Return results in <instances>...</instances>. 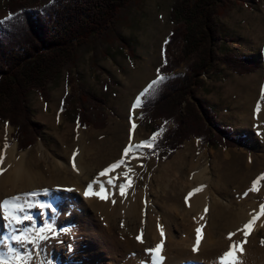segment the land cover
Wrapping results in <instances>:
<instances>
[{
    "label": "rangeland",
    "instance_id": "rangeland-1",
    "mask_svg": "<svg viewBox=\"0 0 264 264\" xmlns=\"http://www.w3.org/2000/svg\"><path fill=\"white\" fill-rule=\"evenodd\" d=\"M27 1L33 3L38 0ZM176 1L139 0L120 15L116 29L111 30L106 40H97L95 47L82 50L76 66L70 71L64 70L48 86L47 100H44L37 90L29 94L32 120L41 124L43 131L30 149H18L19 153L27 152L28 170L42 174L46 180L52 181L49 169L55 164H67L63 154H69L73 148L84 153L88 151L89 158H86L85 164L90 167V156L92 158L102 156V159H105L113 151L128 146L130 140L128 129L131 128L128 114L130 99L141 93L150 81L157 79L156 70L162 63L161 52L173 27L170 16ZM8 3L9 0H0V21L8 17L6 10ZM216 20L222 35L219 54L249 58L259 64L258 71L264 70V0H235L232 9ZM185 71L186 67L183 66L182 69L175 71L174 75L183 74ZM256 71L246 77L223 67L222 73L205 76L204 86L198 92V98L214 116V123L229 128L231 136H246L250 145L249 150L206 147L201 145L199 139L191 136L183 148L167 161L154 157L147 159V155L144 156L136 170L132 172L135 175L132 183L135 184L133 191L136 192V196L143 197L145 210L152 205V212L158 217L161 212L170 213L171 209L176 207L180 215H185L183 207L186 208L185 198L188 192L200 186H204L203 189L207 187V197L212 199L213 196L220 202L229 204L227 213L229 217L237 215L244 218L252 211L255 213L257 206L260 208L264 203V180L257 183L258 191H249L253 182L264 175V106L259 108L261 115L256 118L253 101L246 100L253 91L250 88L251 75L260 77ZM69 79L72 83H69ZM105 84L108 88H105ZM81 89L90 92L94 98L103 100L100 107L105 115V124L96 119L95 125L88 127L80 125L77 91ZM72 93L74 97L70 102H64V98ZM144 101L145 97L143 103ZM141 109L142 106L137 110L139 118L136 126L140 142L158 133L155 128L161 124L160 122L141 124L139 115ZM79 131L83 134V143L76 139ZM14 132L15 129L8 122L0 120V153H6L15 145L18 147L12 138ZM108 163L109 161L104 162ZM91 168L94 173L99 172L98 167ZM205 177L207 185L206 182L199 184L198 180L206 179ZM217 186L222 187V191L219 192ZM181 188L183 193L179 197ZM246 192L248 194L245 196ZM83 193L80 192L82 198ZM83 204L87 206V210H84L85 207L83 209L78 207H82ZM76 206L78 209L75 216L79 214L82 218L83 216L88 218L84 233L86 241L83 246H87L84 247L88 249V253L91 247L89 248L87 244H91L97 250L100 255L97 264L120 262L122 264V261L125 262L124 259L131 257L129 249L117 248L114 254L103 253V246L97 247L93 241V237L96 236L94 231L96 213L89 207L88 199L80 200ZM166 207L168 208L164 209ZM38 214L41 218L36 227L50 225L54 232L49 234L48 239L41 241L34 251L31 245L27 246V251L33 253L32 264L92 262L89 257L77 258V234L72 233L71 225H65L59 216L58 208L46 207L38 210ZM177 219L180 226L189 224L185 221L188 219L187 216H178ZM80 220L81 218L79 222ZM100 229L103 231V228L99 227ZM116 231L117 234L121 232ZM188 233V230L185 231L183 228L182 231L174 232L178 236V242L187 241L183 243L184 248L192 250L193 243L188 242ZM256 233L254 246L262 248L264 227L254 234ZM222 235L226 237V232ZM0 250H3L1 244ZM187 261H172L170 264H186ZM260 261H263L261 257ZM188 262L193 264L194 261Z\"/></svg>",
    "mask_w": 264,
    "mask_h": 264
},
{
    "label": "trees",
    "instance_id": "trees-1",
    "mask_svg": "<svg viewBox=\"0 0 264 264\" xmlns=\"http://www.w3.org/2000/svg\"><path fill=\"white\" fill-rule=\"evenodd\" d=\"M138 1L9 0L8 17L0 21V120L15 129L12 138L19 150L33 146L43 131V126L32 120L29 94L37 90L47 100L48 86L64 70L76 66L82 50L95 47L97 40H106L120 15ZM234 1L177 0L173 4V27L157 68L166 79L145 97L139 114L141 124L161 123L156 125L160 136L147 159L169 160L191 136L206 147L249 150L247 137L231 136L229 128L215 124L214 116L198 98L203 78L220 73L223 67L241 75L259 68L249 58L218 52L222 35L216 19L227 14ZM183 66L186 71L174 75ZM73 97V93L66 96L64 102ZM77 104L81 126L95 125L96 119L105 124L102 99L81 89Z\"/></svg>",
    "mask_w": 264,
    "mask_h": 264
},
{
    "label": "bare ground",
    "instance_id": "bare-ground-1",
    "mask_svg": "<svg viewBox=\"0 0 264 264\" xmlns=\"http://www.w3.org/2000/svg\"><path fill=\"white\" fill-rule=\"evenodd\" d=\"M139 94L140 92L134 96V98L130 99V106L128 109L131 126V128L128 129L130 132L129 142L131 141L132 144L140 143L137 129L132 128L133 123L137 126V120L139 118L137 110L141 106L135 110L132 109V105ZM142 100H144V98H142ZM76 139L80 143H83L84 137L82 132L79 131L77 133ZM81 147L83 148L84 145L82 144ZM147 152L148 150L145 148L143 156L139 159L129 160V158L125 157V160L132 168V172L136 170L144 156L147 155ZM63 155L67 164L64 165V163H59L53 165V168L49 169L52 179V181H49L50 179L46 180L42 174H37L28 170L27 152L19 153L17 145L6 153H0V157H3L0 168L4 169L3 173L0 174V201L18 194L38 193V195L33 198L35 201L51 205L52 209L58 208L59 216L64 220L65 225L72 226V233L77 234V243L75 242L77 244V258L89 257L92 260L91 263L86 264H97L100 255L91 244H87L89 248L91 247L89 253L87 252L88 249H85L87 246H83V243L86 241L84 233L86 231L85 225L88 224V218L86 219L82 214L81 216H83V218L80 217L79 214L75 216L78 209L76 205L79 204L80 200L84 201L88 199L89 207H92L96 213L95 217L97 223L95 220H92L96 225L94 230L96 236L93 237V241L97 244L96 246H103V253L107 255L114 254L117 248L130 250L129 253L131 257L126 258V260L124 259L125 262L122 261V264H144V262L151 264V255L146 253L145 250L154 248L161 242L158 224L164 229V244L161 253L164 260L162 264H170L172 261L181 262L185 260H193L197 264H220V257L224 252L229 250L230 244L236 243L239 245V243L245 239L243 233L238 230L243 229L244 224L251 220L253 215H258L260 212V208L257 206L255 213L252 211L250 215L244 218L237 215L229 217L230 215H227L229 212V204L226 202L222 203L213 196L212 199L207 197L208 190L207 187H205L204 189L202 188L203 190L195 192L188 198L186 208L183 207L185 215H180L181 213L179 214V210L173 207L170 213L161 212V214L156 217L154 212H152V205L148 206L145 210L146 207L144 206L143 197H137L136 192L133 191L135 184L132 182L135 180V175L132 174V172L129 173L131 177V187H126L124 189L125 194L123 196L120 194L118 185L129 182L122 175L123 171H125L124 166L110 172L108 176H99L101 171L123 157V149L113 151L112 154L105 159H102V156H95L96 158L90 156V167H88V164H85L86 158H89L88 151L84 153L80 149L73 148L69 154ZM105 161H109V163L104 164ZM91 166L98 167L99 172L94 173L95 171L92 170ZM108 179H114V184L116 186L109 185L107 183ZM206 180L207 178H200L198 182L202 184L201 182H206ZM94 181V192L100 190L101 184L104 185L105 192L101 194L107 197L105 200H101L98 196L92 194L85 196V193H83L87 191V185ZM52 188H55L53 192L51 191ZM217 188L219 192L222 191V187L217 186ZM45 190H47L46 193ZM193 190L194 189L189 192ZM80 192L83 193V198ZM182 193L183 188L180 189L178 196L180 197ZM186 197H188V194ZM113 200H115V203H112ZM29 202L31 203L32 201L30 200ZM78 207L81 209L85 207L84 210L88 209L85 204H83L82 207ZM167 208L168 207L164 209ZM205 208L208 209L206 213ZM38 210H40L39 207L28 209L29 214L34 217L35 226H37L41 218L40 214H38ZM207 214H209L208 217ZM178 216H187L188 219L185 221L189 224H182L180 226L177 219ZM201 216H203V219H201ZM80 218L81 220L79 222ZM182 220L184 221V219ZM30 226V223H25L23 225V227ZM201 226L203 227L201 230V243L198 246V250L195 252L193 249L186 250L184 244L187 241L182 240L178 242V236H176L174 232L182 231V228L185 231L188 230V242L193 243L191 247H194L197 235L196 228ZM99 227L103 228V231H101L102 229L99 230ZM262 227H264V215H258V218L251 226L247 242L242 245L243 251L237 250L234 253V258L238 261V264H264V247L257 248L254 246L257 239V233H254ZM116 230L121 232L117 234ZM141 230L143 231V243L136 239L137 236L141 235ZM9 231L10 229L7 228L5 221L0 218V241L4 240ZM224 232H226V237L222 235ZM229 233H235L231 240L228 239ZM166 239L167 241H165ZM13 246L19 247V245ZM80 251H83V253ZM260 257L263 261H260ZM123 258L124 256L122 255V259ZM229 259L231 260L233 257ZM188 261L186 264H190ZM194 262L193 264H196Z\"/></svg>",
    "mask_w": 264,
    "mask_h": 264
},
{
    "label": "snow or ice",
    "instance_id": "snow-or-ice-1",
    "mask_svg": "<svg viewBox=\"0 0 264 264\" xmlns=\"http://www.w3.org/2000/svg\"><path fill=\"white\" fill-rule=\"evenodd\" d=\"M157 72H158L157 79L150 81L141 91V93L136 97L132 105L133 110L142 106L143 103L142 98L151 95L155 91L156 86H158L166 79L165 76L159 74V69L157 70ZM259 110L260 109L258 106L257 112H259ZM132 128L133 129L136 128L135 123L132 124ZM161 131L163 130L161 129ZM159 135H160L159 132L154 133L151 138L147 140H143L135 145H133L130 141L128 146H126L123 149V157L120 160L116 161L115 163L111 164L108 168L101 171L99 173V176L100 177L108 176L110 172H113L116 169L120 168L121 166H124L125 171H123L122 175L129 182L121 183L118 185L120 194L123 196L125 194L124 189L126 187H131V182H130L131 177L129 176V173L132 172V168L125 160V157L129 158V160L141 158L143 156L145 148L153 149L155 147V143ZM5 147H7V145ZM2 162H3V157H0V163ZM3 171L4 169L0 168V174H2ZM260 180H264V175L259 177L257 181L253 182V185L251 189H249V191H258L257 183H259ZM94 183L95 181L88 185V189L85 192V196L92 194L98 196L101 200H105L107 197L101 194L105 192L104 185L101 184L100 190L98 192H94L93 191ZM107 183L114 187L116 186L114 184V179H108ZM203 187L204 186H200L199 188L194 189L192 192H189L188 197L185 198L186 202L188 198H190L195 192L201 191ZM46 192L47 190H45V193ZM247 194L248 193L246 192L244 195L246 196ZM37 195L38 193L36 192L23 193L13 197H8L3 201H0V218H2L5 221L7 228L10 229V231L5 236L4 240L0 241V244H2L3 246V250H0V264H32L33 253L27 251V246L31 245L34 251L35 248L39 246V243L41 241L48 239L49 234L54 232L53 227L50 225H45L44 227L37 228L35 226L34 217L29 214L28 209L32 207H39L40 209L51 207V205H47L35 201L33 198H35ZM30 200L32 201L31 203L29 202ZM112 203H115V200H113ZM207 211L208 209L205 208V213ZM258 215H264V203L260 205V212ZM258 215H253L252 219L249 220L246 224H244L243 229L238 230L243 233L245 239L241 241L239 245L236 243L230 244L229 250L224 252L223 255L220 257V264H238V261L234 258V253L237 250L241 252L243 251L242 245L247 242V237L249 235L251 226L258 218ZM201 219H203V216H201ZM25 223H30L31 226L23 227ZM202 227L203 226L196 228L197 235H196V243L193 247L194 252L198 250V246L201 243ZM158 228L160 231L161 242L157 244L154 248H149L145 250L146 253L151 255V264H162L164 260V257L161 254L164 244V239H163L164 229L159 224H158ZM142 234L143 231L141 230V235L136 237V239L141 243H143ZM234 235L235 233H229L228 239L231 240ZM262 243H264V241H262ZM13 245H19V247H14ZM230 257H233V259L230 260L229 259ZM144 264H147V262H144Z\"/></svg>",
    "mask_w": 264,
    "mask_h": 264
},
{
    "label": "crops",
    "instance_id": "crops-1",
    "mask_svg": "<svg viewBox=\"0 0 264 264\" xmlns=\"http://www.w3.org/2000/svg\"><path fill=\"white\" fill-rule=\"evenodd\" d=\"M257 71H256V73H258V75H260V77H257L254 74H252L254 76L251 75L252 84H251L250 88H252V90H253L251 92V93H253V96L251 97V93H250V97H247V99H246L249 101H253V104H254L253 110H254V113H256V115H255L256 118L260 117V115H261L260 111L257 112V107L259 106V108H260V107L264 106V99H263V97H264V70L261 69L260 71H258V72ZM215 75H221V74H215ZM215 75H213V76H215ZM243 76L247 77L250 75L245 74ZM242 86L244 87V85H242ZM248 92H250V91H248Z\"/></svg>",
    "mask_w": 264,
    "mask_h": 264
},
{
    "label": "water",
    "instance_id": "water-1",
    "mask_svg": "<svg viewBox=\"0 0 264 264\" xmlns=\"http://www.w3.org/2000/svg\"><path fill=\"white\" fill-rule=\"evenodd\" d=\"M28 149H30V148H28Z\"/></svg>",
    "mask_w": 264,
    "mask_h": 264
}]
</instances>
